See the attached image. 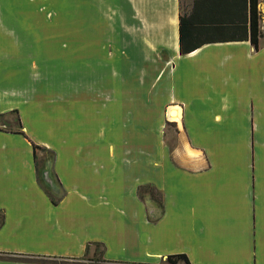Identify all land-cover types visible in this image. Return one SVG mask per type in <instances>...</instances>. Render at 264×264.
<instances>
[{"label":"crops","instance_id":"1","mask_svg":"<svg viewBox=\"0 0 264 264\" xmlns=\"http://www.w3.org/2000/svg\"><path fill=\"white\" fill-rule=\"evenodd\" d=\"M18 1L0 0V119L21 133L0 128V264L90 243L116 264H264V3L257 51L179 56V0H73L58 28Z\"/></svg>","mask_w":264,"mask_h":264},{"label":"trees","instance_id":"2","mask_svg":"<svg viewBox=\"0 0 264 264\" xmlns=\"http://www.w3.org/2000/svg\"><path fill=\"white\" fill-rule=\"evenodd\" d=\"M258 0H191L189 9L182 6L179 1L177 14V53L179 56L190 54L206 44L224 42H247L253 51L258 50L259 39V13ZM13 116L16 130L14 134L21 135L18 119L14 111ZM42 155L37 161L35 152ZM32 159L38 172L42 163L50 161L51 155L41 148L31 144ZM38 177V176H37ZM147 194L157 210L160 203L152 191L137 190V196ZM52 205L55 202L51 201ZM152 220V219H151ZM1 224V217H0ZM92 249V250H91ZM89 250H91L90 256ZM102 246L95 243L84 247L82 259H69L61 261H47V264H116L102 259ZM45 263L46 261H36ZM158 264H189L185 256H167Z\"/></svg>","mask_w":264,"mask_h":264},{"label":"rangeland","instance_id":"3","mask_svg":"<svg viewBox=\"0 0 264 264\" xmlns=\"http://www.w3.org/2000/svg\"><path fill=\"white\" fill-rule=\"evenodd\" d=\"M179 1L182 4V6L184 7L187 6V0H179ZM259 2L264 3V1L262 0H259ZM5 4H10V3L0 2V5H5ZM14 4L19 5V9L21 10L30 9V10L46 12L47 15L44 16L43 18H37V21L46 22V25L56 26L57 28L60 25V17H59L60 11L61 10H64V11L72 10L73 11L76 9V2L73 0H70V1H66V0L64 1H61V0H19L18 2H15ZM85 4H87V1H85ZM169 120L173 122H178L179 114L178 115L170 114ZM0 128H3L4 130H8V131H12V130L15 131L16 127L14 125L13 116L10 115L6 117L5 119H0ZM40 157H41V153L36 151L35 159L39 161Z\"/></svg>","mask_w":264,"mask_h":264},{"label":"water","instance_id":"4","mask_svg":"<svg viewBox=\"0 0 264 264\" xmlns=\"http://www.w3.org/2000/svg\"><path fill=\"white\" fill-rule=\"evenodd\" d=\"M46 176H47V172H41L40 173V178L42 180V182H46Z\"/></svg>","mask_w":264,"mask_h":264},{"label":"bare ground","instance_id":"5","mask_svg":"<svg viewBox=\"0 0 264 264\" xmlns=\"http://www.w3.org/2000/svg\"><path fill=\"white\" fill-rule=\"evenodd\" d=\"M177 112V111H176Z\"/></svg>","mask_w":264,"mask_h":264}]
</instances>
